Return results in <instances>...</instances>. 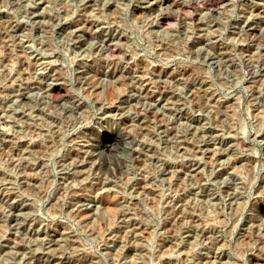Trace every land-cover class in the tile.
<instances>
[{
	"label": "rangeland",
	"instance_id": "rangeland-1",
	"mask_svg": "<svg viewBox=\"0 0 264 264\" xmlns=\"http://www.w3.org/2000/svg\"><path fill=\"white\" fill-rule=\"evenodd\" d=\"M0 264H264V0H0Z\"/></svg>",
	"mask_w": 264,
	"mask_h": 264
}]
</instances>
